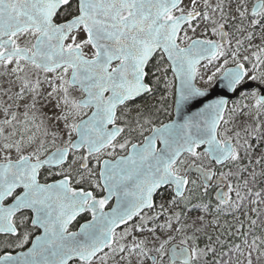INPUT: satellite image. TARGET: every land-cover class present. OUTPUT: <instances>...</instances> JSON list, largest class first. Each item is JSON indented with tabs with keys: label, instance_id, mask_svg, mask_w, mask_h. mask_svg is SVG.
I'll use <instances>...</instances> for the list:
<instances>
[{
	"label": "snow or ice",
	"instance_id": "6c2138e0",
	"mask_svg": "<svg viewBox=\"0 0 264 264\" xmlns=\"http://www.w3.org/2000/svg\"><path fill=\"white\" fill-rule=\"evenodd\" d=\"M0 249L264 264V0H0Z\"/></svg>",
	"mask_w": 264,
	"mask_h": 264
},
{
	"label": "flooded vegetation",
	"instance_id": "af4514ba",
	"mask_svg": "<svg viewBox=\"0 0 264 264\" xmlns=\"http://www.w3.org/2000/svg\"><path fill=\"white\" fill-rule=\"evenodd\" d=\"M176 87V82H175V84H174V88ZM162 95H164V82L162 81L159 85H158V90L156 91V93H155V98H159L160 96H162ZM233 99H235V98H233ZM139 102H142V101H138V103ZM170 118H171V116H170ZM169 118V119H170ZM160 120L161 121H163V122H166L167 120H165L164 121V114H161V116H160ZM72 230H75V227H73V229ZM31 245L30 244H28V245H26L25 246V248L24 249H22V250H27V248L28 247H30ZM21 249H16V250H14V251H20ZM2 249H0V254H2Z\"/></svg>",
	"mask_w": 264,
	"mask_h": 264
},
{
	"label": "trees",
	"instance_id": "16d2710c",
	"mask_svg": "<svg viewBox=\"0 0 264 264\" xmlns=\"http://www.w3.org/2000/svg\"><path fill=\"white\" fill-rule=\"evenodd\" d=\"M169 78L171 79V73L169 72ZM164 95H166V92H165V84H164ZM172 104V99L170 98L168 100V105H171ZM170 114H171V107H169L168 109V113L167 114H164V121L169 119L170 118Z\"/></svg>",
	"mask_w": 264,
	"mask_h": 264
},
{
	"label": "water",
	"instance_id": "95a60500",
	"mask_svg": "<svg viewBox=\"0 0 264 264\" xmlns=\"http://www.w3.org/2000/svg\"><path fill=\"white\" fill-rule=\"evenodd\" d=\"M178 85V81H176V86ZM222 94V90L219 88V87H216L214 90H213V92L211 93V95H210V99H214V98H216V96H218V95H221ZM233 98H235V97H233ZM167 122V121H166Z\"/></svg>",
	"mask_w": 264,
	"mask_h": 264
},
{
	"label": "rangeland",
	"instance_id": "374dc122",
	"mask_svg": "<svg viewBox=\"0 0 264 264\" xmlns=\"http://www.w3.org/2000/svg\"><path fill=\"white\" fill-rule=\"evenodd\" d=\"M174 87V86H173ZM174 115V113H173V111H172V108H171V114H170V116L172 117Z\"/></svg>",
	"mask_w": 264,
	"mask_h": 264
}]
</instances>
